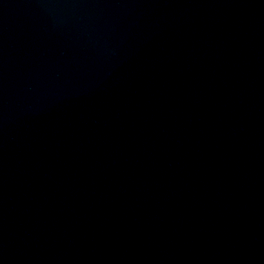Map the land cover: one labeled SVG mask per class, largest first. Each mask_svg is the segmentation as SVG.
I'll return each mask as SVG.
<instances>
[{"label": "water", "instance_id": "water-1", "mask_svg": "<svg viewBox=\"0 0 264 264\" xmlns=\"http://www.w3.org/2000/svg\"><path fill=\"white\" fill-rule=\"evenodd\" d=\"M0 264H264V0H0Z\"/></svg>", "mask_w": 264, "mask_h": 264}]
</instances>
